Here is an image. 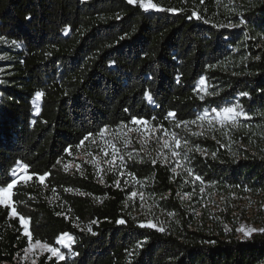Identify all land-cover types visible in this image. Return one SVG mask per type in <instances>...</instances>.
Wrapping results in <instances>:
<instances>
[{
    "label": "trees",
    "instance_id": "1",
    "mask_svg": "<svg viewBox=\"0 0 264 264\" xmlns=\"http://www.w3.org/2000/svg\"><path fill=\"white\" fill-rule=\"evenodd\" d=\"M153 1L180 11L144 10L127 0H0V187L19 163L34 177L48 174L44 185L15 186L18 216L0 205V263L16 264L28 246L24 216L34 240L56 245L63 234L74 237L64 260L41 257L37 264H264V233L239 239L202 226L175 196L179 179L161 164L131 168L156 183L159 196L170 193L163 201L174 224L163 232L140 227L116 190L103 204L68 192L107 195L92 178L64 172L60 161L88 133L132 117L168 124L173 111L177 122L191 121L238 102L251 109L253 133L264 142V0H207L214 9L218 1L232 3L231 19L247 22L234 28L195 18L191 0ZM201 79L217 95L201 101ZM36 91L44 92L39 114ZM203 143L216 155L194 154L197 174L225 188L264 191V150L236 158ZM52 190L65 210L49 201ZM122 218L126 223H117Z\"/></svg>",
    "mask_w": 264,
    "mask_h": 264
},
{
    "label": "rangeland",
    "instance_id": "2",
    "mask_svg": "<svg viewBox=\"0 0 264 264\" xmlns=\"http://www.w3.org/2000/svg\"><path fill=\"white\" fill-rule=\"evenodd\" d=\"M183 1L187 4L192 2L194 5L193 7L189 6V8H192V10L198 13L199 17L204 20H209L210 18L218 21L221 25H227L229 23L236 24L235 20L231 19L229 13L232 8L231 2L230 4L228 1H218L214 9L208 7L209 5L206 4L207 0H203V2H201V0L196 2H194V0H191V2L190 0ZM151 2L155 3L158 8H163L153 0H151ZM136 5L139 4L137 3ZM221 6L224 7L223 12L226 16H222L219 12ZM201 11H203V13ZM2 42L3 40L0 39V43ZM3 58L4 57L0 56V59ZM5 71L6 69H0V82L4 77ZM204 89L209 93L206 84L203 86L199 84L198 90L200 95L206 96L207 94ZM37 105L41 109L42 97L39 101H35L34 103L35 113H37ZM206 110L210 113V119L212 109ZM203 112L199 113L198 116L202 115ZM197 118L194 120H197ZM148 121L149 123L147 125H134L129 122L114 128H108L109 131L103 139H101L98 134H94L88 140H84L83 143L75 149L69 150L68 156L60 161V168L70 175L92 178L97 184L105 188L107 195L102 196L73 189H70L68 192L83 197H90L93 202L103 204L105 199L112 196L108 194V190H116L120 192L123 197L121 201L127 213L140 224L151 222L157 225L156 229L160 227L164 229L171 228L174 224V215L164 206L165 204L163 201V198H168L170 193H165L164 197L159 196L154 189V186L157 184L153 183L149 178H142L131 168L133 163L151 165L161 164L172 172L175 179H179L175 196L178 197L179 200L183 202L186 209L191 212L193 219L201 222L202 226H206L210 231H214V233L223 232L224 234H233L239 239H248L255 234L264 233L257 231L252 233L250 237H246L244 232L238 230L242 226L245 229H264V191H243L225 188L220 186L217 182H208L203 177V183L200 181H195V183H193L195 175H199L196 173L192 163L194 154L207 156L214 153L211 151L210 147L204 145L203 141L210 140L215 142L220 149L225 150L227 154L236 158H240L247 154H259L263 152V135L253 133V129L257 122L253 121L251 116L250 119L241 118L235 127L231 124L221 126L218 121H213L210 124L208 120L197 121V123L192 124L190 122L193 120H191L187 121L189 124L186 129L183 124H181L179 128L175 127L177 123L176 120H169L168 124L156 120ZM160 125H163V129L167 130V136L164 135V131L160 128ZM173 131L177 132L182 138L181 148L178 150L181 152V156L178 160L173 158V151L163 147L164 139H167L169 144L173 145L171 136ZM193 133L198 134L193 135ZM125 137L130 141L126 146L123 142ZM184 139L188 141L187 147L184 146ZM105 140L114 143L119 150L115 160H113L112 157V149L105 143ZM197 146L199 149L203 150L204 154L196 150ZM188 149H192V151L189 152ZM129 153L132 154L131 159L129 158ZM184 153H187L188 160L184 159ZM120 156L124 158L123 165H121ZM153 160L156 161L155 164L152 163ZM178 163L179 166H177ZM22 165L24 164L19 163L13 168L12 172L17 174L15 178L18 180L19 175L23 174L32 176V179L25 182L18 180L16 185L29 183L36 185L45 184L46 178L41 182L39 176L34 177V175L28 172V169L26 172L21 173ZM173 167H176V172L172 171ZM188 167L193 169L192 174L187 172ZM121 172L123 175L120 174ZM117 181H119V186H117ZM16 185H14L10 193H0V200L6 197L9 199V204L7 206L10 207L11 217L18 216L11 213V208L15 207L13 196ZM201 187L204 189L203 192L200 190ZM133 191L137 192V196H131ZM60 197L61 194L58 191L52 190L48 199L52 204L58 205L60 209L65 210L66 207L63 203L61 204ZM0 205L5 206L3 204ZM76 224L80 229H86V227H88L77 221ZM28 231L30 232V223L28 225ZM23 234L28 237L24 231V227ZM66 234L73 237V235L69 233ZM65 239L67 238L65 237ZM37 241L39 240H34L32 234L31 242H29L28 237V246L17 255L16 264H37L41 257L60 261L58 257L53 256L50 251L42 247L44 244L50 247L60 248V251L63 252L64 255H66V251L70 252L71 249L60 244L59 239L56 245H51L42 241L37 244ZM70 243L72 247L73 242ZM0 264L9 263L1 262Z\"/></svg>",
    "mask_w": 264,
    "mask_h": 264
},
{
    "label": "snow or ice",
    "instance_id": "3",
    "mask_svg": "<svg viewBox=\"0 0 264 264\" xmlns=\"http://www.w3.org/2000/svg\"><path fill=\"white\" fill-rule=\"evenodd\" d=\"M201 2H203V0H201ZM127 3L130 4V5H136L138 3L139 6H141L144 10L168 11V12H172V13H176L177 11H180V10H178L176 8H167V9L158 8V6L155 3H152L151 0H127ZM193 16H195V18H197V19L200 18L199 14L195 13V12L193 13ZM117 18L119 19V17H117ZM189 18H191V17H189ZM246 23L247 22L245 20H240L239 25L229 23L227 25H219V27L234 28V27H238L240 25H245ZM13 43H15V42H13ZM257 59H259V57H257ZM177 82H179V80ZM199 84L201 86L205 85V80L201 79L199 81ZM204 91H205V93L207 95H210V96L211 95H217V93H215V92L208 93L206 91V89H204ZM262 91H264V90H262ZM241 95L248 96L249 94L248 93H241ZM43 96H44V92L43 91H36L35 92V101H39L40 98L43 97ZM147 98H148V100L152 99L151 96H148ZM199 98H200L201 101H203L205 99V95H200ZM35 101H34V103H35ZM250 111H251V109L245 110L244 107L241 104H239L238 102L237 103H230L229 106H223L219 110L212 109L211 110L212 115H211L210 119H209L210 113H209V111L206 110V111L203 112L202 115L198 116L197 120H193L190 123L195 124V123H197V121L208 120L210 124L213 121H218L221 126H225V125L231 124L233 127H235V126H237V124H238V122L240 121L241 118L250 119V116H249V112ZM36 112H37V114H39V112H40V107L38 105L36 107ZM262 115H264V114H262ZM165 119L175 120L176 119V113L173 112V111H169L167 113V115L165 116ZM131 123L134 124V125H147L149 123V121L147 119H141V118H137V117H132L131 118ZM181 124H183L184 127L187 129L189 122H187V121H179V122L176 123L175 127L179 128L181 126ZM160 128L164 131V135L167 136L168 132H167L166 129H163V125H160ZM108 131H109L108 127L104 126L99 131L98 135L101 137V139H103L105 137L106 133H108ZM197 134L198 133H193V135H197ZM92 136H93V133H88L83 138L81 143H83L84 140H88ZM171 136H172L173 145H170L169 141L167 139H164L163 147L164 148H168L171 151H173V158L178 160L179 157L181 156V152L178 151V150L181 148V139L182 138L175 131H173L171 133ZM123 142H124L125 146L130 143V141L127 139V137L124 138ZM105 143L108 144L111 147V149H112V157H113V160H115L117 158V152L119 150L116 148L114 143H111L108 140H105ZM187 145H188V141H187V139H184V146L187 147ZM196 150L200 151L201 154H204L203 150L199 149L198 146H197ZM188 151L190 152V151H192V149H188ZM212 155H213V157H215V153H213ZM183 156H184L185 160H188L187 153H184ZM129 158L130 159L132 158V154L131 153H129ZM119 159H120L121 165H123V163H124L123 156H120ZM152 163L155 164L156 161L153 160ZM177 166H179V163L177 164ZM28 167L29 166L27 164L22 165L21 166V173L26 172ZM172 171L176 172V167H173ZM187 172L189 174H192L193 173V169L191 167H188L187 168ZM120 174L123 175L122 172ZM16 175L17 174L15 172L11 173L10 180L5 182L6 183V187H0V193H3V194L10 193L12 191L14 185H16L18 183V180L21 181V182H25V181H28V180L32 179V176H30V175L21 174V175H19L18 180H17V178H15ZM47 175H48L47 173H45L44 175H40L39 176L40 181L43 182ZM195 181H200L201 183H203V178L200 175H195L193 183H195ZM116 183H117V186H119V181H117ZM200 190H201V192H203L204 189L201 187ZM131 196L132 197L137 196V192L133 191L131 193ZM0 204H3L5 206H7L9 204V199L6 197L5 199L0 200ZM11 213L13 215H18L17 209L15 207L11 208ZM20 222H21V224L24 227L25 233L29 237V242H31V233L28 231L29 220L26 219L24 216H20ZM117 223L125 224L126 221L122 218V219L118 220ZM139 226L140 227H149V228H156L157 227L156 224L151 223V222H148L147 224H141ZM158 230L161 231V232L165 231V229L163 227H160ZM238 230L244 232L246 237H250L252 235V233L257 232V231L264 232V229H256V228L245 229L243 226L240 229H238ZM88 231L89 232L92 231L91 225L88 226ZM92 234L95 235L96 233L93 232ZM65 237L67 239H65ZM70 242H74L73 237L70 236V235L64 234V235H62L59 238V243L62 244V245H65L69 249L71 248V243ZM36 243L39 244L40 241H37ZM138 246H142V245H138ZM42 247L47 249L48 251H50L53 256L58 257L59 260H64L65 259V255H64L63 252L60 251V248H58V247H50L47 244L42 245Z\"/></svg>",
    "mask_w": 264,
    "mask_h": 264
}]
</instances>
